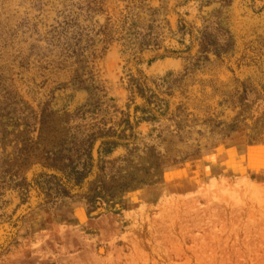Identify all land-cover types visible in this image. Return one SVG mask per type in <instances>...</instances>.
I'll list each match as a JSON object with an SVG mask.
<instances>
[{
    "label": "rangeland",
    "instance_id": "374dc122",
    "mask_svg": "<svg viewBox=\"0 0 264 264\" xmlns=\"http://www.w3.org/2000/svg\"><path fill=\"white\" fill-rule=\"evenodd\" d=\"M141 3L162 8V45L181 57L132 63L120 26ZM176 14L193 43L172 36ZM135 70L171 105L134 130L160 181L100 214L37 196L42 148L67 128L140 117ZM0 264H264V0H0Z\"/></svg>",
    "mask_w": 264,
    "mask_h": 264
},
{
    "label": "trees",
    "instance_id": "16d2710c",
    "mask_svg": "<svg viewBox=\"0 0 264 264\" xmlns=\"http://www.w3.org/2000/svg\"><path fill=\"white\" fill-rule=\"evenodd\" d=\"M133 7L123 17L120 26L124 52L137 50L132 58L133 64H149L184 54L162 45V34L157 31L162 8H151L142 3ZM166 25L170 29L168 22ZM111 31V26L106 24L96 34L107 39ZM174 32L173 37L179 34L182 38L187 34L192 43L195 40L192 26L178 14ZM177 42L182 44L179 40ZM187 50L190 51V48ZM135 72L137 78H132V87L129 89L130 101L136 97L142 99V104L134 106V114L140 112V117L134 116V123H130L126 116L120 121L119 132L104 127L90 131L79 127L67 128L62 139L54 140L47 148H42L44 162L32 174L27 185L37 196L79 195L89 212L100 214L104 210L120 209L121 199L128 192L160 181L165 164L160 153L153 146L137 144L134 130L138 122H155L169 117L171 105L152 90V86H157L155 82H151V85L141 71ZM184 77L187 84L193 82L191 74H185ZM162 82L167 83V80L163 79ZM222 102H225L224 98ZM119 148L124 149L125 153L111 158Z\"/></svg>",
    "mask_w": 264,
    "mask_h": 264
},
{
    "label": "bare ground",
    "instance_id": "6f19581e",
    "mask_svg": "<svg viewBox=\"0 0 264 264\" xmlns=\"http://www.w3.org/2000/svg\"><path fill=\"white\" fill-rule=\"evenodd\" d=\"M173 64L171 62L168 61V63L164 66V67H170L172 66Z\"/></svg>",
    "mask_w": 264,
    "mask_h": 264
}]
</instances>
